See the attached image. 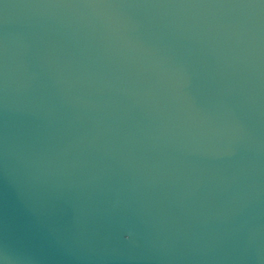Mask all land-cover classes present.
I'll use <instances>...</instances> for the list:
<instances>
[{
  "label": "water",
  "instance_id": "1",
  "mask_svg": "<svg viewBox=\"0 0 264 264\" xmlns=\"http://www.w3.org/2000/svg\"><path fill=\"white\" fill-rule=\"evenodd\" d=\"M0 264H264V0H0Z\"/></svg>",
  "mask_w": 264,
  "mask_h": 264
}]
</instances>
